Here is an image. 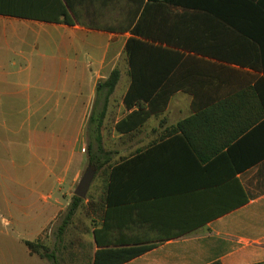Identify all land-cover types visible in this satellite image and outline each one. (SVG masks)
<instances>
[{
    "label": "crops",
    "instance_id": "crops-1",
    "mask_svg": "<svg viewBox=\"0 0 264 264\" xmlns=\"http://www.w3.org/2000/svg\"><path fill=\"white\" fill-rule=\"evenodd\" d=\"M186 1L0 0V126L22 138L25 122L103 116L90 126L102 139L92 149L99 224L55 226L72 201L56 189L64 166L52 165L54 196L36 189L10 200L0 189V216L36 223V238L20 239L43 241L57 264H94L107 210L103 244L148 246L121 264L264 261V0ZM132 37L163 49L131 64ZM115 68L106 101L97 88ZM131 90L163 91L160 109L145 117L149 102L138 104ZM40 167L22 163L31 177L11 180L39 187ZM27 248L32 264H54Z\"/></svg>",
    "mask_w": 264,
    "mask_h": 264
},
{
    "label": "rangeland",
    "instance_id": "rangeland-1",
    "mask_svg": "<svg viewBox=\"0 0 264 264\" xmlns=\"http://www.w3.org/2000/svg\"><path fill=\"white\" fill-rule=\"evenodd\" d=\"M63 66V59L58 58L56 60L57 75L60 69H63ZM160 92L161 91L155 92L153 97L155 95L158 97L156 99L152 97L151 101L139 98L136 93L132 95L140 105L142 102H149L150 106L149 109L145 111V117L150 116L155 110L160 109L159 102L163 100V94ZM99 97H103V95H99ZM4 125L6 126V123ZM8 126L9 129H11L12 126L13 129H15V123H7V129ZM31 129H35L39 132V137H28L27 135ZM82 129L83 134L79 136V132H82ZM7 131L3 125L0 126V135H9L0 137V180L2 181L0 189L6 188L8 190L9 199L13 200L15 197L14 194H23L24 196L28 192L37 193L36 189L41 197L48 196L49 194L54 196L55 186L52 184L55 180L54 178L50 180L49 175L59 170L52 168L53 165L56 167L64 166L65 169H61L59 173V184H57L58 186H56V189L60 187L59 193L62 194L63 197H70L72 200L74 191L81 177L85 173L87 167L91 165L88 156V143L92 141L93 138L88 123L81 121L65 122L62 120L35 123L25 122L24 137L22 138H17L14 132L8 133ZM26 162L35 166H42L39 171V187L33 185L26 187L16 182V180H11L21 177L27 178V176L28 178L31 177L30 173L27 174L26 170L20 168V164ZM69 166L71 167L70 169L68 168ZM96 175L95 169V175L89 191L83 198L80 207L77 209L68 226L78 228L80 226L86 227L99 224L100 218L99 216L97 218L96 210L98 213L100 212L98 207L99 201L102 199V190L97 182ZM5 180L8 182L6 186L3 185ZM3 199L2 197V201L0 202L1 206L4 205ZM40 201V205H42L43 202L42 200ZM49 201L52 202L53 197L49 199ZM17 202L20 204L19 201ZM24 202L23 204H26ZM67 209L59 215L55 224L56 227H61L63 224ZM46 212L49 211L47 210ZM34 216L35 215L31 217ZM18 217L26 219L23 214H18ZM7 220L9 222H7ZM36 228V223L33 224V222L15 226L10 214L3 212V215L0 216V264H32L31 258L28 255V248L25 242L20 238L24 235V237L34 240L37 236L34 233ZM40 242L44 243L43 241Z\"/></svg>",
    "mask_w": 264,
    "mask_h": 264
},
{
    "label": "trees",
    "instance_id": "trees-1",
    "mask_svg": "<svg viewBox=\"0 0 264 264\" xmlns=\"http://www.w3.org/2000/svg\"><path fill=\"white\" fill-rule=\"evenodd\" d=\"M164 1L188 3L186 0H164ZM4 12H6V11H0V13H4ZM153 13H157V17L160 15L163 16V10H161V8H159V9L156 8L153 11ZM143 29H144V27L142 26V24H138L136 29H135V33L136 34H140V33L142 34V33H144ZM157 38H160V35H158ZM160 49H163V48L159 45L148 43V42H146L142 39L136 38V37L130 38L128 40L127 46H126V51L128 52V55L130 57L131 64L136 63V60H137L139 54L142 53L143 51H158ZM119 78H120V71L118 68H115L106 80L101 81L100 85L97 88L98 96L103 95L105 100L107 101L109 99V97L111 96V94L113 93V91L115 90V87L119 81ZM155 92H157V91H154V90H145V91L131 90V96L135 95V93H136L139 96V98L151 101ZM160 93L163 94V91H161ZM157 97L158 96L155 95L153 97V99H156ZM105 108H106V105H105ZM146 114H147V112H146ZM102 124H103V116L99 121H96L94 116H91V119H90L88 125H89V127L92 125H93L92 127H94V126L95 127H101ZM97 141L101 147V145H102L101 136L94 138L92 141H89V143H88V150H89V154H90L89 162L95 168L98 167V165H97V162L95 159V154L92 153V151H93L92 149L95 145V142H97ZM110 199L111 198H110V194H109L108 200H107L109 204H110ZM82 201H83L82 197H79L77 195H73L72 201H71V203L67 209V212H66V215L64 217L63 224L61 225V228L68 226L72 217L76 213L77 209L80 207V204ZM108 216H109V211L107 210L105 212V215H104L103 227L101 229L95 231V237H96V241L99 245V248L95 252L94 264H121L123 262H126V261L142 254L146 250H148L147 245L139 246L140 243H138V242L134 243L135 246H130V247H128V246L122 247V245L111 246L113 241L111 239H109V241H106L103 244L102 237L107 236L106 231L111 225V223L109 222ZM25 243L32 252H36V253L40 254L42 257L48 258L54 264H57L56 254L54 252H52L50 250V248L48 246H46L44 243H42L40 241H31V240H26ZM210 264H223V263L218 260V261H214ZM252 264H264V261L258 262V263H252Z\"/></svg>",
    "mask_w": 264,
    "mask_h": 264
},
{
    "label": "water",
    "instance_id": "water-1",
    "mask_svg": "<svg viewBox=\"0 0 264 264\" xmlns=\"http://www.w3.org/2000/svg\"><path fill=\"white\" fill-rule=\"evenodd\" d=\"M94 175L95 168L92 165L88 166L74 191V195L84 198L89 191Z\"/></svg>",
    "mask_w": 264,
    "mask_h": 264
}]
</instances>
